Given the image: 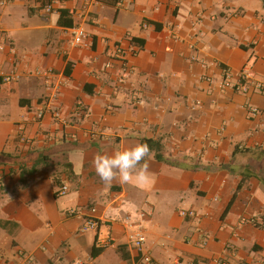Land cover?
Instances as JSON below:
<instances>
[{
	"label": "crops",
	"instance_id": "obj_1",
	"mask_svg": "<svg viewBox=\"0 0 264 264\" xmlns=\"http://www.w3.org/2000/svg\"><path fill=\"white\" fill-rule=\"evenodd\" d=\"M43 1L0 0V264H26L18 238L46 227L40 264H264V0H64L51 15ZM48 72L67 125L36 118ZM142 139L173 165L153 153L150 186H106L94 157Z\"/></svg>",
	"mask_w": 264,
	"mask_h": 264
},
{
	"label": "clouds",
	"instance_id": "obj_2",
	"mask_svg": "<svg viewBox=\"0 0 264 264\" xmlns=\"http://www.w3.org/2000/svg\"><path fill=\"white\" fill-rule=\"evenodd\" d=\"M152 156L150 146L146 143H139L111 155L97 154L94 157L93 166L96 174L106 186L117 182L121 185L133 184L145 188L152 183V175L147 163Z\"/></svg>",
	"mask_w": 264,
	"mask_h": 264
},
{
	"label": "built area",
	"instance_id": "obj_3",
	"mask_svg": "<svg viewBox=\"0 0 264 264\" xmlns=\"http://www.w3.org/2000/svg\"><path fill=\"white\" fill-rule=\"evenodd\" d=\"M7 1L8 0H3V2H7ZM46 1H47V4L44 7V12L47 15H51L53 13H56L58 6L61 5V2H62V0H46ZM72 37H73V44L74 45L80 44L83 41V39H85V37H86L84 29L81 27L75 28L72 31ZM3 50H4V47L2 45H0V52ZM51 76H52V74H50L48 72L46 75V78H47L46 82H47V85L49 88H51V89L55 88V89H53L51 91L50 101H49L48 106H47L48 108H44V109L39 110L38 113L36 114V118H37V120H42L44 118L46 112L49 111L56 121L60 122L63 125H67V124H69L70 121L63 116L60 107H52L53 102L57 97V85H51ZM252 80H253L252 73L250 72V70L245 68L241 73V81L252 82ZM251 113L253 115H256L259 113V110H257L256 108H253V109H251ZM68 192H69V188L67 186H63L62 189L60 190V192L58 193V196H65L68 194ZM93 212H94V210H93ZM68 213L70 216L77 214V212L73 211V210L68 212ZM181 215L183 217H190V218L196 217V213L194 211H191V210L181 211ZM100 226H101L100 220H98L96 218L89 217V218H86L85 223H84L81 231L82 232H87L89 230L97 231L100 228ZM145 240H146L145 235L142 231H138V232L130 235V237H129V241H130L131 246L133 247V249H135L139 252L143 249L144 244H145ZM102 245L104 247H107L110 245V242L109 241L103 242ZM28 259L29 258H27V260ZM29 261H31V259H29ZM218 264H226V263L219 262Z\"/></svg>",
	"mask_w": 264,
	"mask_h": 264
},
{
	"label": "rangeland",
	"instance_id": "obj_4",
	"mask_svg": "<svg viewBox=\"0 0 264 264\" xmlns=\"http://www.w3.org/2000/svg\"><path fill=\"white\" fill-rule=\"evenodd\" d=\"M1 108H4V105H2L1 107H0V109ZM7 134V131L6 130H0V137L2 136V135H6ZM65 196H59L58 197V200H59V204L61 205V206H63V198H64ZM172 199V198H171ZM166 202H167V200L166 201H164V203H163V205H162V207L164 208V211L166 212V214H168L169 216H170V208L172 207V206H174V205H177V207L179 208L180 206H181V204H180V202H178V204L177 203H175L174 202V200H172L170 203H171V205H169L168 207H167V205H165L166 204ZM182 207V206H181ZM180 210L181 209H185V208H179ZM184 211V210H183ZM133 218H135L134 216H132V219ZM45 219V218H44ZM141 219V218H140ZM142 220V219H141ZM53 225H55V224H53ZM143 228V227H142ZM41 230L43 231V232H39L37 235H35V236H33L32 237V235L34 234L33 232H29L28 230L27 231H24L21 235H20V237L18 238V242H19V244H20V246L24 249V252L25 253H23V255L21 256V258L20 259H25L26 260V264H40L39 262H36L35 261V258L33 257V255H34V251H35V249L36 248H40V249H42V245H41V238L42 237H40L41 236V234L43 233V235L46 237L47 235H49V233H52L51 231H52V228L50 227V228H48V227H46V228H41ZM51 230V231H50ZM145 230H146V228H144V235H145V245H148V237H147V235H146V233H145ZM139 231V230H138ZM138 231H135V233L136 232H138ZM26 232V233H25ZM88 233H87V235L89 236L88 237V244H90L91 242H92V239H91V236L93 235V230H89V231H87ZM57 238H58V234L56 235V237H55V241L57 242ZM71 242L70 243H72V242H74V239H71L70 240ZM10 242L9 243H6V244H4V250L5 251H7V252H9L10 251V255L9 256H13L14 255V251H16V253L19 251V249H14V248H12L13 250H11V248H10ZM85 246V245H84ZM54 251L55 252H58V249H57V247H55L54 248ZM87 251V249H83L82 250V253H84V252H86ZM18 255V254H17ZM154 255L156 256L157 254H156V252H154ZM27 258H29V259H31V261H29V259L27 260ZM33 258V259H32ZM19 260V259H18ZM107 262H109L110 264H111V262L109 261V259L108 260H106ZM112 264H114L113 262H112Z\"/></svg>",
	"mask_w": 264,
	"mask_h": 264
},
{
	"label": "trees",
	"instance_id": "obj_5",
	"mask_svg": "<svg viewBox=\"0 0 264 264\" xmlns=\"http://www.w3.org/2000/svg\"><path fill=\"white\" fill-rule=\"evenodd\" d=\"M63 2H64V0H62V2H61V5L63 4ZM46 4H47V1L46 0H44L43 1V9H44V7L46 6ZM60 6V5H59ZM59 6H58V8H57V11H59ZM63 13V17L64 16H66V12H62ZM156 28L157 29H159L160 28V25L159 24H156ZM131 42L133 43V44H140V46L142 47L143 46V44H144V41L143 40H140V39H136V38H133L132 40H131ZM140 42V43H139ZM4 47V46H3ZM141 143H146V144H148L149 146H150V148L152 149V152L155 154V159L158 161V162H161V163H167V164H169V165H173V163H171L169 160H167L165 157H164V155L162 154L163 153V147H162V145L160 144V142H158V141H155V140H152V139H142L141 140ZM175 165H179V164H175ZM62 185L61 184H59V185H57V190H56V192H55V195L56 196H58V193L60 192V190L62 189ZM242 188V183L239 185V188L237 189V192H235L234 193V195H233V198H232V200H231V202H230V205H232L233 204V202L235 201V199H236V197H237V194H238V192L240 191V189ZM230 205H229V207H230ZM227 211H228V209H227ZM190 218V217H189ZM192 218V217H191ZM7 223H2V222H0V225L1 226H5ZM102 248H104V247H102ZM99 250V251H98ZM100 249H96L95 247H93V249H92V255H93V257H96L99 253H100Z\"/></svg>",
	"mask_w": 264,
	"mask_h": 264
}]
</instances>
